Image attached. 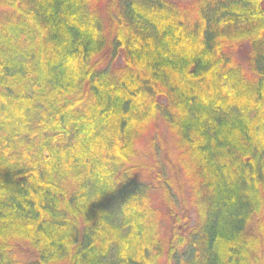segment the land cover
<instances>
[{
    "label": "trees",
    "instance_id": "16d2710c",
    "mask_svg": "<svg viewBox=\"0 0 264 264\" xmlns=\"http://www.w3.org/2000/svg\"><path fill=\"white\" fill-rule=\"evenodd\" d=\"M0 264H264V0H0Z\"/></svg>",
    "mask_w": 264,
    "mask_h": 264
},
{
    "label": "rangeland",
    "instance_id": "374dc122",
    "mask_svg": "<svg viewBox=\"0 0 264 264\" xmlns=\"http://www.w3.org/2000/svg\"><path fill=\"white\" fill-rule=\"evenodd\" d=\"M244 59L243 57H239ZM123 63L122 56L119 54L114 58L112 67H119ZM109 64V65H108ZM111 66V61L108 63ZM136 154L132 159L133 166L137 173L136 176L140 181L145 182L151 188L152 202L155 207L162 210L164 220L161 231L165 234L168 223L166 222L169 209H174L173 203L168 207L165 193L160 188V180L166 179L169 182H179L181 186V193L178 195L177 190L173 192L178 195L175 202L178 204L181 200L185 202L184 210L189 212L190 224L192 223V214L188 207V192L186 183L181 175L179 167L176 162V151L173 147V142L166 127L162 123H158L155 127H151L143 136H141L135 145ZM177 205V204H176ZM166 218V219H165Z\"/></svg>",
    "mask_w": 264,
    "mask_h": 264
}]
</instances>
